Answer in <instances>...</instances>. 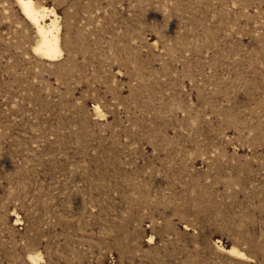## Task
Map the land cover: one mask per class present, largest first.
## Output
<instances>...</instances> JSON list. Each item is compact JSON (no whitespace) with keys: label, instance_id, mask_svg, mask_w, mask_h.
Segmentation results:
<instances>
[{"label":"rangeland","instance_id":"obj_1","mask_svg":"<svg viewBox=\"0 0 264 264\" xmlns=\"http://www.w3.org/2000/svg\"><path fill=\"white\" fill-rule=\"evenodd\" d=\"M34 1L62 54L0 0V264H264V0Z\"/></svg>","mask_w":264,"mask_h":264},{"label":"bare ground","instance_id":"obj_2","mask_svg":"<svg viewBox=\"0 0 264 264\" xmlns=\"http://www.w3.org/2000/svg\"><path fill=\"white\" fill-rule=\"evenodd\" d=\"M25 17L35 26L39 39L34 50L42 57L54 60L62 54L61 40L59 35L58 17L54 9L38 6L34 0H18ZM50 16L47 22V17ZM227 250V249H226ZM230 252L240 254L234 247ZM228 251V252H229ZM32 261L36 258L31 256Z\"/></svg>","mask_w":264,"mask_h":264}]
</instances>
